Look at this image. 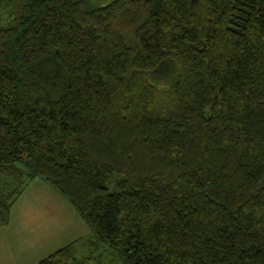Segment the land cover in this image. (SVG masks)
<instances>
[{
    "label": "trees",
    "instance_id": "16d2710c",
    "mask_svg": "<svg viewBox=\"0 0 264 264\" xmlns=\"http://www.w3.org/2000/svg\"><path fill=\"white\" fill-rule=\"evenodd\" d=\"M34 180L38 264H264V0H0V229Z\"/></svg>",
    "mask_w": 264,
    "mask_h": 264
},
{
    "label": "rangeland",
    "instance_id": "374dc122",
    "mask_svg": "<svg viewBox=\"0 0 264 264\" xmlns=\"http://www.w3.org/2000/svg\"><path fill=\"white\" fill-rule=\"evenodd\" d=\"M11 212L14 217L17 212H35V228L30 234L10 230L0 241V264H38L67 244L92 236L72 206L39 180L29 184ZM106 256L104 252L99 263L91 264H118Z\"/></svg>",
    "mask_w": 264,
    "mask_h": 264
},
{
    "label": "crops",
    "instance_id": "0c3cea01",
    "mask_svg": "<svg viewBox=\"0 0 264 264\" xmlns=\"http://www.w3.org/2000/svg\"><path fill=\"white\" fill-rule=\"evenodd\" d=\"M35 212H17L15 217L13 212L10 213L9 225L6 228L0 229V241L13 231V233H21L23 230L27 234H30L33 228H35Z\"/></svg>",
    "mask_w": 264,
    "mask_h": 264
}]
</instances>
